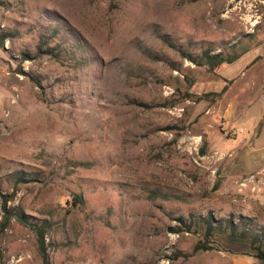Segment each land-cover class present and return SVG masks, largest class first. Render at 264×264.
I'll use <instances>...</instances> for the list:
<instances>
[{
	"label": "rangeland",
	"instance_id": "1",
	"mask_svg": "<svg viewBox=\"0 0 264 264\" xmlns=\"http://www.w3.org/2000/svg\"><path fill=\"white\" fill-rule=\"evenodd\" d=\"M19 217L48 264H260L182 222L264 250V0H0V264H43Z\"/></svg>",
	"mask_w": 264,
	"mask_h": 264
},
{
	"label": "trees",
	"instance_id": "2",
	"mask_svg": "<svg viewBox=\"0 0 264 264\" xmlns=\"http://www.w3.org/2000/svg\"><path fill=\"white\" fill-rule=\"evenodd\" d=\"M180 52L188 61L197 66L207 65L210 70H214L224 64H229L233 59L226 58L220 53L211 54L209 51L203 52L199 57H193L190 53L185 51L180 50ZM19 219L23 223L28 224L30 229L34 232L37 239L38 249L42 256L43 264H48L44 242V226L29 223L24 217H19ZM180 221L182 222V219H180ZM182 223L186 226L187 232H189L191 228H196L197 226L204 228V237L207 240L214 236H221L223 238H226L230 242L247 243L251 247V249L256 252L255 256L259 260L260 264H264V250H262L260 246L256 245V239H251L250 241L249 236L244 231L238 233L236 231V227H234L233 225L228 224L225 227L215 226L209 219H202L201 224H199L198 222L194 223L192 221L189 223L183 221ZM171 232L176 233L177 231ZM211 249L213 248L204 244H197L194 246V252L208 251Z\"/></svg>",
	"mask_w": 264,
	"mask_h": 264
}]
</instances>
